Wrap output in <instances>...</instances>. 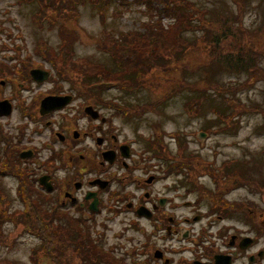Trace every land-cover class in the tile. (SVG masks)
Returning a JSON list of instances; mask_svg holds the SVG:
<instances>
[{
    "label": "rangeland",
    "instance_id": "374dc122",
    "mask_svg": "<svg viewBox=\"0 0 264 264\" xmlns=\"http://www.w3.org/2000/svg\"><path fill=\"white\" fill-rule=\"evenodd\" d=\"M191 1L198 8L208 10L207 18L218 20L216 22L218 24L222 25L223 18H235L234 25L244 26L250 32L253 42L264 51V0ZM79 2L82 3L79 4L80 6L73 7L76 8L75 15L72 12H63L59 15L55 10L48 12L49 15L40 22L36 17L42 8H53L49 0H0V103L8 102L12 108L10 116L0 117L1 138L4 136L2 133L4 131L10 139L14 136L13 138L17 140V134L20 132L24 137H34L33 140L42 149L48 148L50 131L45 125L42 128V124L28 125L31 122L25 117L24 110H30L34 99L41 94L49 93L52 89H58L59 85L63 86L65 91H74L73 88L83 84L81 81L85 75L78 70L67 71L64 75L61 70L63 64L57 62L59 65H54L51 60L55 58L60 60L61 49L64 48L74 54V60H86L92 64H103L109 69L115 68L114 58L109 53L99 50L102 44L110 42L109 36H119L120 33L139 28L138 24L149 18V14L144 13L142 8L131 7L129 11L124 9L121 11L117 3H114L109 9L103 11L102 4L97 6L94 0L93 2L79 0ZM239 8H243L244 11L240 13ZM117 12L122 14L117 16ZM101 13L106 16L105 23L100 18ZM157 16L162 15L158 13ZM240 16L243 20L237 19ZM163 22L170 23L168 20ZM202 31L199 30L196 33L189 31L184 34L193 44L192 47L186 46L181 52L177 51V47L170 53L160 52L165 55V62H161L164 68L161 71L153 69L146 77L149 81L144 88L133 92L118 88L101 92L108 100L134 108L138 105L161 101L157 110H147V113L143 115L126 117L120 113L112 114L108 108L104 111L106 115L111 113L112 117H116L114 127L117 129L116 135L119 136L117 139L133 141L135 151L158 153L161 150H153V142L170 150V154L174 156L173 160L162 155L159 159L163 160L165 166L178 165L180 169V174L172 176L167 181L183 186L178 191L184 194L185 202L192 203L190 207L184 208L186 216H190L195 207H198L196 213L204 218L209 213H219V210L226 212L219 209V205L224 204L219 201L222 199L238 206H254L260 213L259 218L264 220V79L260 78L251 83L249 72L230 71L220 64L210 63L208 51L204 48V39L201 37ZM70 43H72L71 46ZM41 44H47L53 49L42 47L43 52H41ZM45 53L48 54L45 55ZM257 59V66L262 68L261 71L264 73V58L261 56ZM65 64L68 66L69 63ZM32 69H46L51 77L45 83H37L30 74H25L27 70L30 72ZM86 72L95 74L88 75L92 82L98 80V71ZM71 79L79 80V83H72ZM100 79L103 80V78ZM173 79L177 80V84L183 82L189 87L170 98H165L174 87ZM230 85L234 90L224 94L216 90L219 86L221 88V86ZM100 91L96 94L99 95ZM92 100L93 96L88 93V101ZM195 101L200 104L197 113L193 111L194 105L192 108L185 106L187 102L193 104ZM61 117L58 118V124L67 126L68 116ZM37 126L39 130L35 131ZM174 134L178 135L177 139L170 137ZM89 144L92 146L95 143L89 141ZM57 145L54 144V147L58 148ZM51 154L52 151L46 150L41 157L46 161L50 159ZM186 163L188 164L185 165ZM53 166L50 165V167ZM21 168L24 170L21 176L14 172L0 175V190L9 193L13 203L11 212L24 207L22 199L24 195L18 194L17 184L19 181L27 180L26 176H29L31 169ZM75 170L78 169L70 167L68 170L57 171L53 176L57 182H62L61 177L66 179L77 177L74 174ZM43 174L44 170L38 172L37 176L40 177ZM50 182L51 178L49 181L45 180L47 184ZM111 188L115 186L112 185ZM45 192L52 197L57 195L46 190ZM89 196L93 197L92 194ZM213 203L216 205L217 213H214ZM72 212L78 215L76 209H72ZM235 212L232 211L231 215L234 216ZM0 216L1 231L4 237H7L5 243H0V264H40L37 259L41 261L42 257L34 252L35 248L40 247V241L28 232L29 230L26 229L28 225L16 226L10 223L5 211H1V208ZM121 216L127 217L125 214ZM246 216H242L243 222ZM216 217L213 216L217 220ZM105 220L103 216L97 217L96 222L91 220L94 226L89 224L91 236L105 248V254L117 255L114 252L116 241L120 243L124 241L127 245L129 243L128 238L122 237L121 240L116 238L114 232H118L127 225V221L121 217L116 218L115 224L109 227L110 234L100 237L98 230L104 229ZM211 220L206 219L199 225L206 227L205 222L208 223ZM62 221L64 224L68 223L69 227L72 226L66 218ZM257 226L259 230H264V223H258ZM125 233L126 236H133L132 233ZM66 234L68 235V231ZM76 234L81 233L76 231ZM138 234L135 233L136 236ZM139 236L142 237L141 234ZM172 243L167 242L168 245ZM260 243L264 247V237H261ZM75 245L79 246L77 242ZM122 248L125 250L123 246ZM120 251L121 255L126 254ZM44 263L48 264V261L45 260ZM125 263L129 264V260L127 259ZM71 264L92 263H82L79 259H75Z\"/></svg>",
    "mask_w": 264,
    "mask_h": 264
},
{
    "label": "flooded vegetation",
    "instance_id": "af4514ba",
    "mask_svg": "<svg viewBox=\"0 0 264 264\" xmlns=\"http://www.w3.org/2000/svg\"><path fill=\"white\" fill-rule=\"evenodd\" d=\"M77 86L74 91H65L59 86L46 95L71 97L67 106L47 117L40 115L41 96L33 100V109L24 110L25 117L31 122L28 125L42 124V128L45 125L50 131L48 148L42 149L34 137H24L20 132L18 142L14 136L12 139L8 135L2 138L0 156L7 161L12 156H8L10 152L18 153L14 155H17L19 165L31 169L28 175L35 190H39L36 193L53 198L54 207L59 203L65 216L79 222L86 221L93 226L91 220L96 222L99 216L106 218L104 229L98 230L100 237L110 234L109 227L115 224L116 218L125 219L127 225L114 233L120 240L128 238L129 244L116 241L114 252L117 255L112 254L121 264H126L127 259L129 264H264V247L260 243L264 230L257 226L264 220L259 218L256 207L243 206L242 210H234L223 204L219 209L226 212L219 210L217 213L213 203L217 214L209 213L204 218L196 213L198 207H195L190 216H186L184 208L192 203L185 202L184 194L178 191L183 186L167 181L178 175V165L165 166L157 152H138L133 141L117 139L116 117L111 113L106 115L104 111L108 108L113 114L110 100L100 92L99 99L89 102L88 90L95 88ZM63 115L68 116L67 126L58 124V118ZM38 130L37 126L35 131ZM89 141L95 144L90 146ZM54 144H58V148ZM123 146L128 148L123 150ZM46 150L52 154L45 161L41 156ZM24 152L31 153V156L22 158ZM70 167L78 169L74 171L77 177H61L62 182H57L53 175ZM43 170L46 180L51 178L49 186L56 197L48 195L41 185L43 176L37 175ZM112 185L115 188H111ZM90 194L93 197L89 199ZM93 204L96 211L91 209ZM72 209H76L78 215ZM232 211H236L234 216ZM245 215L243 222L242 216ZM206 219L212 220L205 222L206 227L199 225ZM125 232L133 236H126ZM168 241L177 243L168 245ZM119 250L126 254L121 255Z\"/></svg>",
    "mask_w": 264,
    "mask_h": 264
},
{
    "label": "trees",
    "instance_id": "16d2710c",
    "mask_svg": "<svg viewBox=\"0 0 264 264\" xmlns=\"http://www.w3.org/2000/svg\"><path fill=\"white\" fill-rule=\"evenodd\" d=\"M82 1L93 2V0ZM49 3L53 8H42L37 14L36 19L40 22L49 15L48 12L55 10L58 11L59 15L63 12H72L75 15L76 11L74 10L76 8L73 7L80 2L79 0H49ZM114 3H117L121 11L123 9L129 11L131 7H137L142 8L144 13L149 14V18L145 22L138 24V26L140 25L139 28L127 33H120L119 36H109L110 42L102 44L99 50L109 53L114 58L115 68L109 69L103 64H92V62L89 63L86 60H74V54L64 48L61 49V54L65 58L60 54L61 59H58L59 61L55 60L56 58L51 60L54 65L63 64V69L61 70H63L64 75L67 74V71L78 70L84 72L85 75L81 81L83 84L80 85H87L89 88L94 83L95 89L88 90L93 99H99V95L96 92L100 90V92H105L118 88L122 91L133 92L144 88L147 85V81H149L146 78L147 75L153 69H160L159 71H161L164 68L161 62H165V55L160 52L170 53L176 47L177 51L181 52L184 51V47L193 46L189 39L184 36L189 31L196 33L199 30H203V36L201 37L204 39V48L208 51L210 63L220 64L230 71L249 72L251 74V83L256 82L260 78L264 79L262 68L257 66V58L261 56L264 58V51L260 50V47L253 42L250 32L244 26L236 27L234 25L235 18H223L222 25L218 24L216 23L218 20L211 17L207 18L208 10L198 8L191 0H94L95 5L100 6L98 4H102L101 6L104 7L102 8L103 11L109 9L110 5ZM239 10L240 13L244 11L243 8H239ZM158 13L162 16H157ZM121 14L122 12H117L116 15L120 16ZM100 18L105 23L106 16L104 13H101ZM237 19L243 20L242 16ZM163 20H168L170 23L164 24ZM71 45L72 43H70ZM42 47L53 49L47 44H41V52H43ZM150 51L151 53L149 54ZM47 54L45 53V55ZM65 63H69L68 66ZM88 70L98 71L97 77L99 78L96 82L91 81L89 76L95 74L86 72ZM25 74L29 75V70ZM100 78H103V80ZM70 81L79 83V80L74 81L71 79ZM172 83L174 87L165 98H170L189 87L188 84L183 82L177 84L175 79H173ZM207 87L210 86L207 85ZM216 90L224 94V92H229L234 90V88L232 85L221 86V88L219 86ZM172 93L174 94L171 95ZM112 102L116 101L112 100ZM160 103L161 101H158L148 105H138L135 108L118 103V105H115L119 108L118 113L126 117L143 115L147 113V110L155 111ZM193 105V111L197 113L200 106L199 102L195 101L193 104L187 102L185 104L188 108H192ZM227 119L230 120L231 118ZM3 135L6 136L4 133ZM153 143L156 144V142ZM160 146L161 144H159V148H162ZM14 154L18 153L10 152L8 156H12L7 161L4 160L3 156H0L1 176L10 172L21 176V172L24 171L18 163L17 155ZM190 166L193 167L191 164ZM26 178V181H19L17 184L18 194L21 193L25 197L22 198L24 207L11 212L13 206L11 197L9 193L0 190L2 191L0 192V208L1 211H5L6 218L10 223L16 226L27 224L26 229L29 230L28 232L40 241V247L34 249V252L39 253L42 257L41 261L39 258L37 259L40 264L42 262L45 264V260L48 261V264H71L75 259H79L82 263L92 264L122 263L118 258L115 257L114 259L111 255L104 253L105 248L91 236L89 224L86 221L79 222L60 213L59 207L53 206V198H46L41 194L38 195L36 192H39V190H35L32 179L29 176H26ZM219 201L224 203V206L234 210H242L244 206L231 204L222 199H219ZM65 218L72 225L71 227L68 226V223L64 224L62 220ZM1 219L0 216V221ZM74 230L79 231L81 234L77 235ZM66 231H68V235ZM6 240L7 237H4L0 227V243H5ZM75 242L79 244L78 247Z\"/></svg>",
    "mask_w": 264,
    "mask_h": 264
},
{
    "label": "water",
    "instance_id": "95a60500",
    "mask_svg": "<svg viewBox=\"0 0 264 264\" xmlns=\"http://www.w3.org/2000/svg\"><path fill=\"white\" fill-rule=\"evenodd\" d=\"M31 76L36 82L43 83L48 79L49 74L41 69H34L31 71ZM70 101H71V97H59V96L46 97L41 102L40 113L43 116L51 114L56 110L63 109L66 105L70 103ZM10 113H11L10 104L8 102L6 103L1 102L0 116L9 115ZM29 155L30 154H23L24 157H28ZM45 180L46 179H42V183L48 187L47 183H45ZM48 189L51 190L50 187H48Z\"/></svg>",
    "mask_w": 264,
    "mask_h": 264
}]
</instances>
